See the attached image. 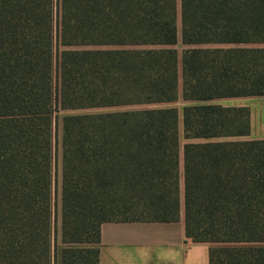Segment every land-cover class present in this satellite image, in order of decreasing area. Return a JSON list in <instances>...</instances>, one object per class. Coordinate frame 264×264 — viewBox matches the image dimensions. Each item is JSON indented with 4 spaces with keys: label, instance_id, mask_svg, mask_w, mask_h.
Instances as JSON below:
<instances>
[{
    "label": "trees",
    "instance_id": "1",
    "mask_svg": "<svg viewBox=\"0 0 264 264\" xmlns=\"http://www.w3.org/2000/svg\"><path fill=\"white\" fill-rule=\"evenodd\" d=\"M249 96L264 0H0V264H98L103 223L181 213L208 264H264V140L215 103Z\"/></svg>",
    "mask_w": 264,
    "mask_h": 264
},
{
    "label": "crops",
    "instance_id": "2",
    "mask_svg": "<svg viewBox=\"0 0 264 264\" xmlns=\"http://www.w3.org/2000/svg\"><path fill=\"white\" fill-rule=\"evenodd\" d=\"M226 107L248 109L250 122L248 136L226 140H264V96L226 98ZM98 247V264H208L207 245L185 238L182 213L176 222H105Z\"/></svg>",
    "mask_w": 264,
    "mask_h": 264
},
{
    "label": "rangeland",
    "instance_id": "3",
    "mask_svg": "<svg viewBox=\"0 0 264 264\" xmlns=\"http://www.w3.org/2000/svg\"><path fill=\"white\" fill-rule=\"evenodd\" d=\"M176 49L178 50V52L181 51V47L177 46ZM216 104H220L222 106L226 107V99H222L219 101L215 102ZM175 107H177L178 109H181V107L183 106L181 103H177L174 105ZM63 114L61 113H55L54 117H55V126H56V145H57V166H56V175H55V184H54V193H53V205H54V230H55V235L59 241V237H60V123H61V118H62ZM226 140V139H223ZM183 143V141L181 140V144Z\"/></svg>",
    "mask_w": 264,
    "mask_h": 264
}]
</instances>
